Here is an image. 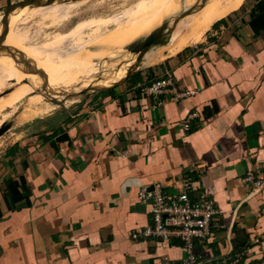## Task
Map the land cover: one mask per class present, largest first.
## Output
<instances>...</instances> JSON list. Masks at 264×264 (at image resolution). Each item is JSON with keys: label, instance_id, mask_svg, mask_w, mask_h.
I'll use <instances>...</instances> for the list:
<instances>
[{"label": "crops", "instance_id": "obj_1", "mask_svg": "<svg viewBox=\"0 0 264 264\" xmlns=\"http://www.w3.org/2000/svg\"><path fill=\"white\" fill-rule=\"evenodd\" d=\"M223 2L193 44L0 151V264H179L178 238L130 233L152 223L139 190L176 193L185 178L191 199L204 193L218 209L211 235L195 242L202 264L242 250L240 264H264V184L244 180L264 181V0ZM166 72L186 98L141 94Z\"/></svg>", "mask_w": 264, "mask_h": 264}, {"label": "rangeland", "instance_id": "obj_2", "mask_svg": "<svg viewBox=\"0 0 264 264\" xmlns=\"http://www.w3.org/2000/svg\"><path fill=\"white\" fill-rule=\"evenodd\" d=\"M214 2L227 9L223 0ZM199 7L200 0H56L1 13L0 35L6 16L9 27L0 42V127H9L0 135V151L21 135L59 126L86 95L122 81L132 62L157 43V33L180 32ZM137 23L145 28L135 39L118 47L111 43V34ZM138 45L145 48L132 55ZM47 62L53 63L42 66Z\"/></svg>", "mask_w": 264, "mask_h": 264}, {"label": "built area", "instance_id": "obj_3", "mask_svg": "<svg viewBox=\"0 0 264 264\" xmlns=\"http://www.w3.org/2000/svg\"><path fill=\"white\" fill-rule=\"evenodd\" d=\"M140 92L144 96L154 98L168 95L174 101L184 99L190 94V91H178L168 72L141 85ZM194 116L195 113H190L185 117L180 122L181 127L188 129L190 120ZM244 180L252 182L254 190L261 189L264 184L263 179H253L250 172L246 174ZM191 187L190 178H185L182 181L181 189L176 193L164 192L158 187L152 189L142 187L138 192V198L140 201L150 203L152 223L130 233L131 237L163 240L176 237L182 242L186 253L179 264H202L201 257L193 250L195 242L206 240L211 235L214 217L217 215L218 209L213 200L204 193L199 194L196 200L191 199L188 195ZM243 254L244 250L238 252L234 258L220 256L209 264H240Z\"/></svg>", "mask_w": 264, "mask_h": 264}, {"label": "bare ground", "instance_id": "obj_4", "mask_svg": "<svg viewBox=\"0 0 264 264\" xmlns=\"http://www.w3.org/2000/svg\"><path fill=\"white\" fill-rule=\"evenodd\" d=\"M219 8L220 7L215 4L214 0H200V7H199V10L197 12L198 16H195V18L188 25H185V27L182 30H180V32H173V31L165 32V31H163L159 34V36L157 33L155 35V39L158 37L157 43L151 47V49L146 53L145 57H143V58L141 57L135 63L132 62V65L129 68H127L126 70L127 71H133V70L138 71V70H140V68L142 69L146 66H150V65H154V64L158 63L164 57V55L166 53H168V54L177 53L178 51L183 49L185 46H187V44L194 37V35H200L201 36L203 34V32L208 28V26L212 22H214L216 19H218L222 15H224L226 13V11L229 9V8H227L224 10H219ZM1 13H4V12L2 10H0V14ZM199 17H201V18H199ZM138 25H140V23H137V25L130 28V30H124L122 32H117L115 34H111L110 35V37H112L111 43L114 44V46L117 45L116 47H118V45H120V44L125 45L124 43H126L128 41L129 42L132 41L139 34H141L143 32V29L145 28L143 25H141V26H138ZM197 33H199V34H197ZM200 36H198V37H200ZM155 39L153 41H151V43H154ZM5 41H6L7 45H15V47L18 48V46L16 45V43L14 42L13 39H5ZM104 41L107 42L105 39H103L102 42H104ZM107 43H109V42H107ZM102 44H104V43H102ZM144 48H145L144 46L138 45L137 48L134 50V52H132V55H135L137 50H142ZM139 56H143V52L140 53ZM52 63L53 62H47L45 64H42V66H51ZM135 71H133V72H135ZM133 72H131V73H133ZM131 73H129V74H131ZM129 74H127L125 77H127ZM115 84H117V83H115ZM115 84L109 85L108 87H111ZM104 88H106V87H104Z\"/></svg>", "mask_w": 264, "mask_h": 264}, {"label": "water", "instance_id": "obj_5", "mask_svg": "<svg viewBox=\"0 0 264 264\" xmlns=\"http://www.w3.org/2000/svg\"><path fill=\"white\" fill-rule=\"evenodd\" d=\"M53 1H56V0H21V1H17L15 3H12L10 5H8L7 7H5L2 11L4 12V14H6L7 12H11L12 10H14L16 7H20V6H26V5H33V4H42V3H49V2H53ZM2 30H3V33L2 35H0V42H2L4 40V36L7 32V29L9 27V20L7 18V16L4 18V20H2ZM10 53V51H9ZM41 73V72H40ZM130 75V74H129ZM128 75V76H129ZM127 76V77H128ZM126 77V78H127ZM125 78V79H126ZM124 79V80H125ZM123 80V81H124ZM116 86V85H114ZM113 87V86H112ZM111 88V87H110ZM108 89V88H107ZM87 90V89H86ZM102 90H106V89H100V90H95V91H92V93L94 92H98V91H102ZM80 92H84V91H80ZM6 93V92H5ZM91 94V93H90ZM8 125L7 124H2L1 127H0V135L2 133H4L7 129H8Z\"/></svg>", "mask_w": 264, "mask_h": 264}, {"label": "trees", "instance_id": "obj_6", "mask_svg": "<svg viewBox=\"0 0 264 264\" xmlns=\"http://www.w3.org/2000/svg\"><path fill=\"white\" fill-rule=\"evenodd\" d=\"M9 192H11V197L14 199V200H17L18 199V195L16 194V190H15V188L14 187H11L10 189H9Z\"/></svg>", "mask_w": 264, "mask_h": 264}]
</instances>
